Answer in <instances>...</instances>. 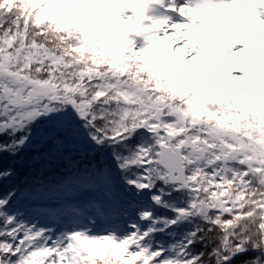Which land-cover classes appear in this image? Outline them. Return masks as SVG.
Here are the masks:
<instances>
[{
	"label": "snow or ice",
	"instance_id": "1",
	"mask_svg": "<svg viewBox=\"0 0 264 264\" xmlns=\"http://www.w3.org/2000/svg\"><path fill=\"white\" fill-rule=\"evenodd\" d=\"M0 264H264V0H0Z\"/></svg>",
	"mask_w": 264,
	"mask_h": 264
}]
</instances>
